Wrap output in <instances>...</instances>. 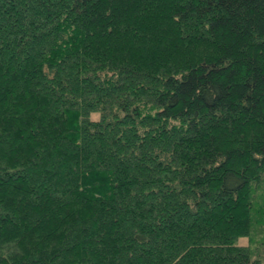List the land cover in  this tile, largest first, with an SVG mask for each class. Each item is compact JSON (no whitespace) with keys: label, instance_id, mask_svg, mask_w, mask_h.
Listing matches in <instances>:
<instances>
[{"label":"trees","instance_id":"1","mask_svg":"<svg viewBox=\"0 0 264 264\" xmlns=\"http://www.w3.org/2000/svg\"><path fill=\"white\" fill-rule=\"evenodd\" d=\"M264 0H0V264H262Z\"/></svg>","mask_w":264,"mask_h":264},{"label":"rangeland","instance_id":"2","mask_svg":"<svg viewBox=\"0 0 264 264\" xmlns=\"http://www.w3.org/2000/svg\"><path fill=\"white\" fill-rule=\"evenodd\" d=\"M258 191L264 194V176L262 180V186L258 189ZM258 223L254 224L252 233L249 237L240 238L239 243L244 245H249L254 258L260 259L262 264H264V218H260Z\"/></svg>","mask_w":264,"mask_h":264}]
</instances>
